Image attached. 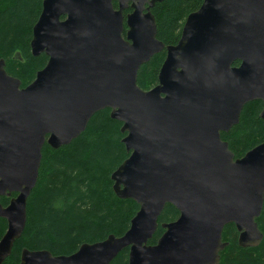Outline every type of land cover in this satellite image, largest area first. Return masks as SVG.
Returning <instances> with one entry per match:
<instances>
[{"label":"water","instance_id":"1","mask_svg":"<svg viewBox=\"0 0 264 264\" xmlns=\"http://www.w3.org/2000/svg\"><path fill=\"white\" fill-rule=\"evenodd\" d=\"M160 1L42 0L30 50L45 65L21 88L0 59V196L15 193L0 203V264L24 229L44 144L70 143L104 108L129 152L111 173L115 195L139 206L128 229L69 255L23 248L17 264H109L124 248L128 264H217L228 223L241 247L261 242L264 141L235 157L220 133L252 100L264 120V0H203L167 45L151 12ZM162 50L157 83L145 90L139 67ZM166 203L179 215L150 244Z\"/></svg>","mask_w":264,"mask_h":264},{"label":"trees","instance_id":"2","mask_svg":"<svg viewBox=\"0 0 264 264\" xmlns=\"http://www.w3.org/2000/svg\"><path fill=\"white\" fill-rule=\"evenodd\" d=\"M203 0H163L155 2L157 38L175 44L180 38L186 16L199 8ZM42 0H0V59L6 72L23 84L30 82L46 62V55L33 56L30 50L32 27L41 10ZM116 6V2H114ZM131 8L124 11L127 13ZM165 50L155 53L139 67L137 84L147 90L157 83ZM233 65H239L234 61ZM260 100L244 104L237 124L221 138L235 157L264 141V120L259 117ZM122 123L110 117V109L95 112L85 129L70 143L57 149L44 144L38 178L26 205V223L3 264H17L21 250L45 249L53 255H69L82 243L121 236L129 227L138 204L115 195L111 173L129 155L121 139ZM9 196H0L5 206ZM178 210L166 203L157 219V228L148 243L154 244L164 229L161 224L175 220ZM257 225L263 233L254 247H241L233 223L224 225L222 239L228 244L220 251L217 264H264V201ZM7 223L0 217V238ZM109 264H128V248L121 250Z\"/></svg>","mask_w":264,"mask_h":264},{"label":"flooded vegetation","instance_id":"3","mask_svg":"<svg viewBox=\"0 0 264 264\" xmlns=\"http://www.w3.org/2000/svg\"><path fill=\"white\" fill-rule=\"evenodd\" d=\"M114 2H116V1H113V7L114 8H116L117 7V2H116V6L114 5ZM128 8H131V7H128ZM128 8H126V9H128ZM126 9H124V11L126 10ZM124 11H123V16H124V27L126 28V25H125V17H126V15L129 13V12H131V10L130 11H128L127 13H124ZM193 12V11H192ZM185 21V20H184ZM184 24V23H183ZM183 26V25H182ZM125 30V29H124ZM41 54V53H40ZM44 54V53H43ZM47 57V56H46ZM47 59H48V57H47ZM47 59H46V62H47ZM45 62V63H46ZM5 69V68H4ZM6 71V70H5ZM7 73V72H6ZM8 74V73H7ZM10 75V74H9ZM12 76V75H11ZM13 77H15V76H13ZM17 79H19L18 77H16ZM34 79V78H33ZM32 79V80H33ZM20 80V79H19ZM32 80L30 81V82H28V83H25V84H23L22 82H21V80H20V86L19 87H21V88H23V87H25V86H27L29 83H31L32 82ZM12 197V196H11ZM10 197V198H11ZM223 240V239H222Z\"/></svg>","mask_w":264,"mask_h":264}]
</instances>
